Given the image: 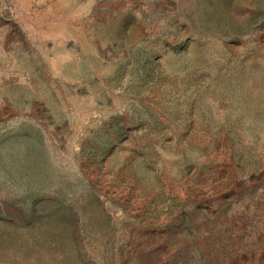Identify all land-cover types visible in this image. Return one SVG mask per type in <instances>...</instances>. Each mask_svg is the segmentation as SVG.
I'll list each match as a JSON object with an SVG mask.
<instances>
[{
    "label": "rangeland",
    "instance_id": "obj_1",
    "mask_svg": "<svg viewBox=\"0 0 264 264\" xmlns=\"http://www.w3.org/2000/svg\"><path fill=\"white\" fill-rule=\"evenodd\" d=\"M0 264H264V0H0Z\"/></svg>",
    "mask_w": 264,
    "mask_h": 264
}]
</instances>
